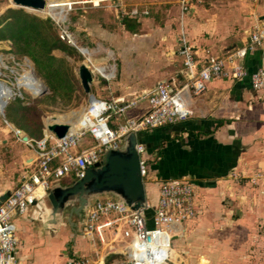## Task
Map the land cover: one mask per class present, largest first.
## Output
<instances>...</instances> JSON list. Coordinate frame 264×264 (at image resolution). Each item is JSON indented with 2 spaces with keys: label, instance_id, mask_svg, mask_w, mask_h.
Listing matches in <instances>:
<instances>
[{
  "label": "crops",
  "instance_id": "1",
  "mask_svg": "<svg viewBox=\"0 0 264 264\" xmlns=\"http://www.w3.org/2000/svg\"><path fill=\"white\" fill-rule=\"evenodd\" d=\"M178 2L177 11H173V5L169 8L170 18L164 25L150 24L140 35L119 29L120 12L126 7L122 0L83 10L85 19L82 15L77 21L85 32L83 38L75 36V22L71 26L70 21L75 47L88 51L85 63L94 73L91 93L96 99H140L162 80L181 85L186 76L177 54L178 37L183 35L194 48L201 66L209 55L241 46L256 19H264V0H186L187 11L183 10L182 0ZM146 16L127 18L142 24ZM9 50L7 43L0 42V77L7 75L3 68L14 59ZM53 54L58 56L60 51ZM243 62L251 72L264 69V48L249 53ZM76 94L80 99L71 102L72 108L89 98L81 84ZM40 97L25 100L35 104ZM89 103L90 98L82 111ZM187 105L191 113L185 121L138 134L149 158L148 201L157 204L158 181H191L196 189L197 216L177 227L174 241L184 242L193 251H187L188 255L196 260L204 256L210 264H264L263 182L238 183L234 179L236 174H264V86L254 89L249 79L218 77L209 81L200 94H190ZM146 108V101L141 99L138 108L113 120V125L140 116ZM49 119L43 122L40 136L31 137L7 119L5 112L4 116L0 114V203L37 166L38 154L32 142L45 136L47 123L53 121ZM15 130L28 140L20 139ZM33 207L15 221L18 256L23 264H57L78 257H92L93 264L123 263V256L111 252L108 243L99 241V245L95 235L84 237L67 218L59 230L45 229L40 221L42 214ZM113 247L125 249L116 243ZM171 254L176 255L174 251Z\"/></svg>",
  "mask_w": 264,
  "mask_h": 264
},
{
  "label": "built area",
  "instance_id": "2",
  "mask_svg": "<svg viewBox=\"0 0 264 264\" xmlns=\"http://www.w3.org/2000/svg\"><path fill=\"white\" fill-rule=\"evenodd\" d=\"M45 1V8L40 11L21 9L50 18L59 28V39L68 45L76 46L75 37L69 29L70 12H73L75 7L99 8L105 2L115 4L120 0H68L51 3L50 0ZM182 6L184 11L189 8L186 0H182ZM147 14V11L140 12L138 9H121L120 12L121 18H138ZM176 43L177 54L182 58L186 76L181 85L174 81L162 80L140 99L125 102L95 98L84 109L79 123L75 127L70 123L71 128L65 137L58 138L56 134L47 131L43 138L32 142L38 154L37 166L25 175L19 185L0 203V264H23L18 256L20 242L15 221L34 203L46 197L54 183L61 182L62 178L69 175H73L75 180L83 178L88 168L94 167L102 160L106 151L123 145L124 138L130 133L138 137L142 131L185 121L191 113L187 97L203 92L207 83L214 78L249 79L254 89L264 86V69L251 72L243 62L249 53L257 48H264V19H256L247 40L241 46L227 49L217 55H209L201 66L196 51L183 35L177 38ZM85 51L88 52L86 49ZM5 68L11 74L16 73L13 67L7 65ZM24 75L16 78L15 88L11 86L12 82H0V100L6 102V105L0 103L2 116L10 101L24 98L21 89L31 96H38L39 88L32 81L24 80ZM9 77V74L5 75V78ZM141 99L147 103L143 114L126 119L115 126L111 125L113 120L124 116L131 109L138 108ZM19 132L15 131L16 134ZM136 150L141 177L146 184L149 158L145 155V146L139 141ZM234 179L238 183L249 181L257 184L262 181L264 185L262 173H256L253 177L236 174ZM158 182L157 204L153 206L147 202L145 209L141 211H134L123 202L108 197L95 201L87 210L80 233L89 238L96 235L102 244L108 243L111 252H118L123 256V263L167 264L172 259L171 247L177 227L197 216L198 204L196 189L191 181L181 178ZM117 241L125 247L124 250L119 251L117 247H113L114 243L118 244ZM57 264H93V258L78 257Z\"/></svg>",
  "mask_w": 264,
  "mask_h": 264
},
{
  "label": "water",
  "instance_id": "3",
  "mask_svg": "<svg viewBox=\"0 0 264 264\" xmlns=\"http://www.w3.org/2000/svg\"><path fill=\"white\" fill-rule=\"evenodd\" d=\"M12 1L17 7L37 11L44 9L46 4L45 0ZM32 70L35 73L34 67ZM77 75L84 93L89 96L90 101L95 99L91 93V86L95 80L94 73L89 64L81 63L78 66ZM43 85L44 88L40 90L38 97L47 93V87L44 83ZM0 103L6 105L3 99ZM52 119L53 121L46 125L47 130L56 134L58 138L65 137L71 128L70 124L57 122L55 117ZM17 136L24 141L28 140V136L22 135L21 132ZM137 141L136 134H128L124 138L123 145L106 151L99 163L87 169L83 178L68 184L60 181L54 183L47 196L33 205L42 214L40 216L42 226L49 230H59L67 213L68 221L72 223L74 216H79L81 211L88 210L102 196H112L134 211L144 210L149 201L146 184L140 173L139 155L136 150Z\"/></svg>",
  "mask_w": 264,
  "mask_h": 264
},
{
  "label": "trees",
  "instance_id": "4",
  "mask_svg": "<svg viewBox=\"0 0 264 264\" xmlns=\"http://www.w3.org/2000/svg\"><path fill=\"white\" fill-rule=\"evenodd\" d=\"M123 25L133 34L140 27L138 20L132 18H125ZM0 42L7 43L10 49L8 53L17 59L28 57L33 62L37 73L45 79L51 94L55 95L52 100L59 111L70 107L73 100L79 101L80 97L76 94L80 88L79 80L65 60L53 55L54 51L60 50L73 57L75 51L59 39L50 19H42L23 9L7 8L0 15ZM46 98L37 99L35 104H28L21 98L15 99V104L9 102L5 108L7 119L21 126L18 128L31 137L40 136L43 124L39 116L46 110ZM77 106L78 103L73 105ZM15 114L18 117L13 118Z\"/></svg>",
  "mask_w": 264,
  "mask_h": 264
},
{
  "label": "rangeland",
  "instance_id": "5",
  "mask_svg": "<svg viewBox=\"0 0 264 264\" xmlns=\"http://www.w3.org/2000/svg\"><path fill=\"white\" fill-rule=\"evenodd\" d=\"M66 1H68V0H50V3L51 2H66ZM122 1L126 5V7L123 6V8H125L127 11H130V10H133V9H138L140 12L148 11V13H149L148 16H146L145 18L141 19V21L143 19L144 20L142 21V24H140L139 30L137 32L138 35L142 34L144 32V29H147L150 24L164 25L166 23V21L170 18L169 12H168L169 8L172 5L175 6L174 10H173L175 12V11H177V9L179 7L178 0H122ZM61 5H63V4H61ZM7 7L15 8V9H21L20 7H17L16 5H14V3H12L11 0H0V15L2 13H4V11L7 9ZM23 10H25V9H23ZM83 10L85 11V6L83 8L82 7H75L74 11L70 12V14L68 15L69 26H70V21H71V26L75 22L74 23L75 27H74V30H73L74 33H75V36H77V34H78L79 37H82V38H83V36H85V32L82 30V27L79 24H77V21H79V19H81L82 15H83L82 18L85 19V13H84ZM25 11L30 13V14H34L36 16H39L42 19H50V18H44L43 16L39 15L38 13L30 12V11H27V10H25ZM122 20H123L122 18H119L118 21H120L121 24L120 25L118 24V26H120V28H119L120 30L124 31L126 29H125V27H124V25L122 23ZM52 23H53V25H54V27L56 29V33L58 35L59 28L57 27V25L53 21H52ZM66 45H68V44H66ZM68 46H70L75 51L74 52L75 54L72 55L73 57H69L67 55L68 53L60 51V50H59L60 54H57L58 56H55V57L65 60L66 63L70 66V68H72V71L76 75L77 72H78V66L81 63L85 62V53H84V49H83L84 47H78L77 48V47L72 46V45H68ZM82 52H83V54H82ZM16 62L20 63V65L18 66ZM8 65L10 67L15 68L16 69L15 70L16 73L15 74H11L9 70H6L5 68H3L2 72L4 74H9L10 77L9 78L0 77V79L3 80V81H6L8 84H11V82H12L13 83V85H11L12 87L17 82L16 78H19V76H22L26 72L31 71L32 67H34L33 62L28 57H23L21 59H17L16 57H14L13 60H9L8 61ZM35 73H36L37 77L40 79V81L43 82L46 85V87H47L46 95H43V96L40 97V99H42L44 97H47L46 99H44V101L48 100V102L45 104L46 105V110H44L41 113V115L39 116V119L42 120L41 121L42 124H43L44 121L47 122V120L49 118L55 117V115L56 116H59V115H64L65 116V114H69L71 112H83L82 109L85 108V105L89 101L88 97H87L86 101L84 100L82 102V104L79 105L78 107H73L72 108V106H70V107H67V108L63 109L62 111H59L58 107L56 108V105L53 104V100L52 99L55 98L54 97L55 95L51 94L50 89H49V87L47 86V84L45 82V79L43 77L39 76V74L36 71V68H35ZM14 88H15V86H14ZM21 92H22V94L24 96V99L26 98V100H28V99H30V97H32L24 89H21ZM11 104H15L14 100L12 101ZM15 115L16 116H12V117L13 118L18 117L17 114H15ZM111 125L115 126V124L113 125V123H111ZM72 181H75V177L73 175H69V176L61 179V182L63 184H68V183H71ZM107 197L116 200V198H114L112 196H102V198H107ZM103 200L105 201V199H103ZM95 239H96V242L99 245H101L99 240H98V237L96 235H95ZM117 243H118L117 244L118 247L121 246L118 241H117ZM184 245H185L184 242H181V244L180 243H176L175 241L172 242L171 251L172 252L174 251V253H176V255L175 254H171L172 259L167 264H198L200 260L209 262V259H207L204 256L200 257L199 260H196L193 255L192 256L188 255L189 253L187 251H190V252H193V251H192V249H188Z\"/></svg>",
  "mask_w": 264,
  "mask_h": 264
},
{
  "label": "bare ground",
  "instance_id": "6",
  "mask_svg": "<svg viewBox=\"0 0 264 264\" xmlns=\"http://www.w3.org/2000/svg\"><path fill=\"white\" fill-rule=\"evenodd\" d=\"M53 14V16H56L54 13H51ZM85 49H84V53H85ZM101 70V69H100ZM34 72L31 70V71H28L26 72V74L23 76L24 77V80L25 79H28L30 81H32L40 90L42 88H44L43 84H41V82L37 79L36 76L33 75ZM34 76V78H33ZM39 90V92H40ZM38 92V94H39ZM83 112H71L69 114H65L64 115H59V116H56L55 115V120L56 121H68L70 122L72 125H75L76 123H79L80 119H81V115H82ZM53 120V119H52ZM48 121H50V119H48ZM154 264V263H153ZM157 264H160V263H157ZM198 264H210L209 262H206V261H203V260H200Z\"/></svg>",
  "mask_w": 264,
  "mask_h": 264
},
{
  "label": "flooded vegetation",
  "instance_id": "7",
  "mask_svg": "<svg viewBox=\"0 0 264 264\" xmlns=\"http://www.w3.org/2000/svg\"><path fill=\"white\" fill-rule=\"evenodd\" d=\"M33 207V206H32ZM32 207H30L29 209H28V211L32 208ZM34 208V207H33ZM70 209V208H69ZM86 217H87V210L85 211V210H83V211H81L80 212V214H79V216H74L73 217V219H72V223H70L69 221V224H72V226L74 225V230L76 231L77 230V232H81V230H82V226L84 225V223H85V220H86ZM66 218L68 219V213H67V216H66ZM66 218H65V220L64 221H66ZM68 224V223H67Z\"/></svg>",
  "mask_w": 264,
  "mask_h": 264
}]
</instances>
